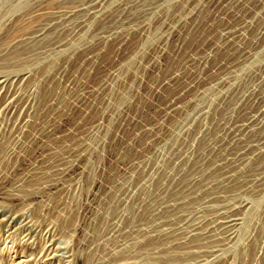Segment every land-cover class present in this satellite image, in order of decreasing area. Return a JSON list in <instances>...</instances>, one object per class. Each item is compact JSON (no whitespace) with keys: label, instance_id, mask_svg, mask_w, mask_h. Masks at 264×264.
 Instances as JSON below:
<instances>
[{"label":"rangeland","instance_id":"1","mask_svg":"<svg viewBox=\"0 0 264 264\" xmlns=\"http://www.w3.org/2000/svg\"><path fill=\"white\" fill-rule=\"evenodd\" d=\"M80 1L0 0V175L33 176L15 205L0 199V220L15 219L0 264H58L69 245L75 264H159L156 248L179 253L170 232L235 206L234 245L207 264H264V150L229 181L221 165L230 129L264 109V0H103L83 28L38 36L39 12Z\"/></svg>","mask_w":264,"mask_h":264},{"label":"bare ground","instance_id":"2","mask_svg":"<svg viewBox=\"0 0 264 264\" xmlns=\"http://www.w3.org/2000/svg\"><path fill=\"white\" fill-rule=\"evenodd\" d=\"M102 1L103 0H81L77 4H75L71 7H68L67 9H64V10H59V8H58V10L52 9V8L43 9L42 12H39L38 17H39V19L40 18H46V20L44 22H40L41 20H37L39 24L38 23H36V24H38V26L40 27V30H37L39 33H37V32L36 33L38 34V36L41 37L44 35V33H49V32L51 33V32L56 31L57 29H61V31H63L66 27L61 26L62 25V23H60L61 21H64V24H66L67 26H70V28H72L73 31H77V30L83 28V26L85 25V22H87L88 18H91L93 15H95V13L97 12L98 7L100 6V3ZM60 8H62V7H60ZM36 28H37V26H36ZM31 38H34V37H31ZM36 38H38V37L36 36ZM55 45H58L60 47L61 42H58ZM50 46H52V45H50ZM4 79L5 80L0 81V87H1L0 89H3L5 85L3 87H2V85L8 82V77L5 76ZM255 100H256V98H255ZM261 102H262V100H261ZM18 105H19V99L17 97H13L11 94L10 100L6 104H4L3 112L4 111L5 112H10V111L16 112ZM251 118H252L251 120L249 119L250 121H248V122L243 121L242 123L239 122L240 124H237V126L232 127L230 129L231 130L230 136L233 137L235 145L233 147H230L227 150V152H226V154L222 160V163H221V165L223 166V168H222V176L223 177L222 178L224 179V181H226V180L229 181L233 177V174L228 175V173H230L233 170L232 165H234L236 162H238L244 156H246L249 153V151H251L252 149L264 150V136H257L253 140L247 142V144H245L243 146H239V144L241 143L242 138H243V137L241 138L240 135L242 134L243 131H246V132H243V134H242L243 136H244V133L246 134V133H248V131L251 132L253 135L254 130H255V132L260 131V133H262V132L264 133V109L258 110V113L256 114V116L254 113V116H252ZM0 125H1V123H0ZM251 133H249V134L251 135ZM251 138H252V136H251ZM252 142H254L253 145H249ZM252 151H251V153H252ZM249 155H250V153H249ZM54 168L56 170L54 175L60 176L62 173V171H61L62 168H60V167H54ZM42 169H44V168H42ZM28 171L30 172L31 170H28ZM234 172H235V170H234ZM32 177L33 176H27V175H23L21 177L19 176V179H17L13 184L7 185L6 182L4 181V178L0 175V199L1 200L2 199L8 200L15 205L16 200H17V195H15V193H20L22 191L21 186L24 184H27L29 180L33 179ZM50 178H51V176H50ZM54 180H56V179H54ZM45 183H47V182H45ZM52 184H54V183H52ZM52 184H50V185L46 184L45 187H41L39 191L40 192L42 191L43 193L47 192L46 190ZM54 187H55V185H54ZM6 190L12 191L10 197L8 195V191L6 193ZM48 191H50V190H48ZM36 192L38 193V190ZM28 195L25 197H28ZM36 196H38V195H36ZM18 197L21 198L20 196H18ZM28 198H26V201L32 202V200L28 199ZM24 199L25 198H23V200ZM20 202H22V198H21ZM17 204H18V202H17ZM17 206L18 205H16V207ZM239 209H240V207L235 206L232 208L230 207V209L225 210V211H220V212L217 211V213H215L210 218V227L208 229L206 228L204 230L201 228V225H200L201 221L195 222V223H190V224L187 221L185 223L186 227L184 228L185 232H183V228H178L177 230L175 229V231H177V234H175V232H170L171 234L170 235L167 234V235H169V238L170 237L172 238L171 240L173 241L174 247L176 249H178L179 253L177 255L170 256L169 258H160V256H161L160 253H163L164 251L163 250L159 251L158 248H156L157 253H158L157 263H159V264H185V263H187V264L188 263L189 264H191V263L192 264H199V263L207 264V263H209V261L211 259L212 260H219V258H220L219 253L220 252L223 253L226 251V249L231 248V244H232V246L234 245V235L237 232V225H238L237 224L238 222L236 223V221L240 220ZM14 220L15 219L6 216L0 220V226L5 224L8 227H10L13 225ZM22 222L23 221L18 223L15 230L21 229V230H23V232H28L26 234V236H28V235L30 236L34 231V229L32 227L34 225H32V224L30 225L29 222L22 224ZM36 227H38V225ZM56 231H57V228L52 226V227H48L45 230V234H44V236H47L50 243L48 245H45L44 248H42V253H44L45 256H47V257L52 256V257H50L49 260L56 259L54 256L55 254H52V253L53 252L56 253L60 249L59 247L55 248V245H54V243L56 241L58 242V240L60 238V237L55 238L58 235V234H56ZM197 231H199V232H197ZM161 232H162V230L159 233H161ZM165 232H167V231L165 230ZM161 234H163V233H161ZM165 234L166 233H164V235ZM41 237H42V235H41ZM167 237L168 236H166L165 238L167 239ZM198 237H200L201 240H203V241L205 238H211V241H209V242L197 241L196 239ZM72 248H73L72 245H69V247L66 246V247L62 248L64 250V253H63V255H61V258H58V260H57L58 264H75L76 257H75V254H74V251ZM31 259H29L28 261H31ZM131 259H133V256H125L124 254H118L115 257V260L112 261L111 264H120L121 262H125V261L131 260ZM212 263H216V262L212 261ZM217 264H225V261H220Z\"/></svg>","mask_w":264,"mask_h":264}]
</instances>
